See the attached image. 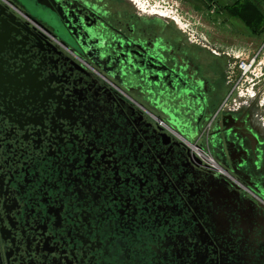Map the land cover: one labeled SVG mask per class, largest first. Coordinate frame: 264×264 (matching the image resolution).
<instances>
[{
	"label": "flooded vegetation",
	"instance_id": "obj_1",
	"mask_svg": "<svg viewBox=\"0 0 264 264\" xmlns=\"http://www.w3.org/2000/svg\"><path fill=\"white\" fill-rule=\"evenodd\" d=\"M47 1L58 29L0 0V264H264V81L130 0Z\"/></svg>",
	"mask_w": 264,
	"mask_h": 264
},
{
	"label": "rangeland",
	"instance_id": "obj_2",
	"mask_svg": "<svg viewBox=\"0 0 264 264\" xmlns=\"http://www.w3.org/2000/svg\"><path fill=\"white\" fill-rule=\"evenodd\" d=\"M130 1L136 8L150 16H158L213 51L230 56L235 66L234 82L239 78L237 63L257 56L253 74L239 87L240 93L245 95L251 89L252 81H259V85L263 83L264 37L261 31L264 30V0H245V9H240V6L244 7L241 0ZM251 2L253 6H250ZM261 90L254 91L264 95ZM260 104L259 108L264 110V96Z\"/></svg>",
	"mask_w": 264,
	"mask_h": 264
},
{
	"label": "water",
	"instance_id": "obj_3",
	"mask_svg": "<svg viewBox=\"0 0 264 264\" xmlns=\"http://www.w3.org/2000/svg\"><path fill=\"white\" fill-rule=\"evenodd\" d=\"M21 5L24 10L29 13L33 18L42 20L53 28H57V25L54 22V12L51 9L49 2L47 0H15ZM1 9V6H0ZM0 16L5 17L7 20H1L3 27L0 26V46H3L9 36L15 35L16 39L18 36H21V33H18L14 28L16 24L13 21V18H10L4 14V11H0ZM26 44V43H25ZM25 47V45H24ZM3 50L0 49V53Z\"/></svg>",
	"mask_w": 264,
	"mask_h": 264
},
{
	"label": "built area",
	"instance_id": "obj_4",
	"mask_svg": "<svg viewBox=\"0 0 264 264\" xmlns=\"http://www.w3.org/2000/svg\"><path fill=\"white\" fill-rule=\"evenodd\" d=\"M256 57L251 58L250 60H240L237 63V71L239 72V78L237 80L236 87H240L248 79L249 75L253 74ZM211 165V164H210Z\"/></svg>",
	"mask_w": 264,
	"mask_h": 264
},
{
	"label": "trees",
	"instance_id": "obj_5",
	"mask_svg": "<svg viewBox=\"0 0 264 264\" xmlns=\"http://www.w3.org/2000/svg\"><path fill=\"white\" fill-rule=\"evenodd\" d=\"M244 1H245V0H241V2H242V4L244 5V7L240 6V9H242V8L245 9V7L247 6L246 3H245ZM249 4H250V6H253V5H252V2L249 3Z\"/></svg>",
	"mask_w": 264,
	"mask_h": 264
},
{
	"label": "crops",
	"instance_id": "obj_6",
	"mask_svg": "<svg viewBox=\"0 0 264 264\" xmlns=\"http://www.w3.org/2000/svg\"><path fill=\"white\" fill-rule=\"evenodd\" d=\"M252 1H254V0H252ZM261 34H262V36L264 37V30H263V31H261Z\"/></svg>",
	"mask_w": 264,
	"mask_h": 264
}]
</instances>
